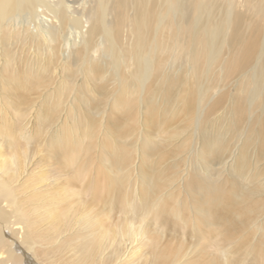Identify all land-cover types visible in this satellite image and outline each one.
Masks as SVG:
<instances>
[{"label": "bare ground", "instance_id": "obj_1", "mask_svg": "<svg viewBox=\"0 0 264 264\" xmlns=\"http://www.w3.org/2000/svg\"><path fill=\"white\" fill-rule=\"evenodd\" d=\"M256 250L264 0H0V264Z\"/></svg>", "mask_w": 264, "mask_h": 264}, {"label": "rangeland", "instance_id": "obj_2", "mask_svg": "<svg viewBox=\"0 0 264 264\" xmlns=\"http://www.w3.org/2000/svg\"><path fill=\"white\" fill-rule=\"evenodd\" d=\"M125 116L124 117H127V114L125 113L124 114ZM117 116H120L121 118H122V114H119V115H117ZM114 118H116V116H114ZM123 131H125L126 130V127H124V128H121ZM127 131V130H126ZM126 140H128L129 142H130V138H129V136H127L126 137ZM183 139H181V140H179V143L178 144H180V142L182 141ZM98 141V140H97ZM178 144H176L175 143V148L177 147V145ZM143 157H144V155H143ZM149 156H145L144 158H148ZM196 196H198V197H200V195H196ZM228 198H230V197H228ZM224 200H225V198H224ZM227 201H229V200H227ZM226 200H225V203L227 202ZM224 202V201H223ZM228 203V202H227ZM229 224V223H228ZM217 229V228H216ZM229 231V225H228V228H227V232ZM254 256H257V262H262V258H264V253L263 252H261V250L260 251H258V250H256L254 253Z\"/></svg>", "mask_w": 264, "mask_h": 264}]
</instances>
